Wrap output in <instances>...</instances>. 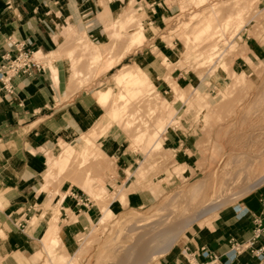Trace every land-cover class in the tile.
Returning a JSON list of instances; mask_svg holds the SVG:
<instances>
[{
  "label": "rangeland",
  "instance_id": "374dc122",
  "mask_svg": "<svg viewBox=\"0 0 264 264\" xmlns=\"http://www.w3.org/2000/svg\"><path fill=\"white\" fill-rule=\"evenodd\" d=\"M149 4L131 0L127 10L129 18L126 20L125 12L121 13L120 21L114 23L115 29L111 33L114 41L110 46L109 58L106 53L101 61H84L79 68L74 67L75 72L80 70L79 77L84 75L88 78L79 82V85L76 80L73 90L84 88L90 91L98 112L96 125L81 135L93 132V138L97 136V146L104 147L106 152L98 155L93 151L88 159L80 163L79 155L74 153L65 164L63 172L51 165V175L45 188L48 186L54 191L53 198L61 196L63 184L76 183V174L84 170V177L93 178V188L98 189L102 186L96 180L100 171L107 194L97 202L79 190L91 200L97 210V217L84 229L80 228L74 254L61 257L41 254L36 261L44 259L46 264H50L47 260L51 258V264H66L70 259L76 264H164L171 251L192 247L198 231L209 227L217 211L234 204L241 198H234V195L264 175V52L255 56L246 45L247 38L253 37L264 49V0H165L169 18L163 19L160 28L151 22L154 32L152 29L150 35L130 43L128 37L138 31V24L150 23L147 20L151 17L149 11L153 7L146 10ZM229 18L232 22L227 24ZM207 19L211 21L209 28H204L199 34L202 29L200 24ZM238 20L242 27L236 30L235 21ZM147 37L150 38L142 46L136 47ZM170 42L179 49V57L174 53L169 64L163 61L167 71L164 78L168 83V72L179 67L178 72L187 76V80L180 83L186 89V97L183 101L170 99L172 103H163L162 98L169 97L170 88L161 74L163 86L156 88L160 94L156 107H153L156 93L148 96L146 93L149 90L130 99L126 105L127 113L122 112L123 118H118L112 124L115 126L111 131L118 135V143L110 142L113 151H108V146L101 143L109 139L107 131L102 137L99 136L107 112L100 117L104 108L98 107L94 93L97 98L100 90L110 88L108 100L99 103L110 104V110L118 93L126 92L127 85L129 87L134 81L126 85L113 83L123 69L136 71L128 65L136 59V52L140 51L153 58L154 63H150L153 69L150 66L151 70H148V65H141L153 79L154 72L161 70L160 55L156 54L158 44ZM67 50H72L71 55L76 53L75 47ZM115 54L117 56L114 60ZM119 55H122L120 60ZM107 59L111 60L106 64L107 68L115 64L108 70L101 67ZM40 60L46 62L47 59L41 57ZM242 69L246 77L237 79L234 73ZM156 118L165 119L160 122L161 128L158 129L160 137L165 138V142H161L162 146L152 145L151 132L155 128ZM140 131L147 133L144 137H137ZM180 132L190 138V150L187 151V157L183 158L181 152L173 148L167 139L168 135L175 136ZM72 137L75 138V135ZM155 137L153 133L152 138ZM63 139L68 141L70 135L57 137L52 147ZM64 149L65 146L59 150L64 152ZM132 153L134 159L127 165L119 159L123 154L130 156ZM109 174L115 175L118 181H113ZM159 180L156 192H152L150 183ZM262 183L254 189L264 191ZM131 186L129 197L142 190H149L155 199L149 205L133 206L127 197L124 204L126 191ZM119 195L123 196V200L118 204L116 201ZM216 198L221 200V204L215 210L199 221H191ZM186 220L191 223L185 225ZM154 228L158 230L154 231ZM163 228L168 230L159 235L161 237H156ZM152 239L159 240L149 247L154 242ZM54 240L50 247L56 245ZM160 244L168 248L152 255L150 251L161 247ZM61 258L60 262H56V259Z\"/></svg>",
  "mask_w": 264,
  "mask_h": 264
},
{
  "label": "crops",
  "instance_id": "0c3cea01",
  "mask_svg": "<svg viewBox=\"0 0 264 264\" xmlns=\"http://www.w3.org/2000/svg\"><path fill=\"white\" fill-rule=\"evenodd\" d=\"M140 1L150 3L146 10L153 7L149 11L151 17L147 20L150 23L140 22L138 31L128 37L130 43L150 35L152 29L154 32L151 22L160 28L164 23L163 19L169 18L165 0ZM127 2L128 0H0V63L3 58L15 57L23 51L31 53V59L36 63L27 71L13 76L6 84L0 80V264H46L44 259L36 261L39 255H72L80 228L84 229L97 217V210L91 200L79 191L88 195L81 187L84 170L76 174V183L63 184V193L59 189L63 200L57 205V218L53 217L52 212L53 204L56 205L53 201L54 191L45 186L52 171L51 160L67 144V140L63 139L52 147L54 140L63 135L68 136L72 131L83 136L81 134L98 122V112L90 91L84 88L73 90L76 80L79 85V82L88 78L84 75L79 77L80 70L75 72L74 67L79 68L84 61H101L106 53L110 57L114 23L120 21L119 16L123 12L126 20L130 16L127 12L130 3L128 5ZM150 37L136 47L142 46ZM250 38L246 40L248 51L255 56L264 52L257 39ZM69 47H75L77 54L71 55L72 50H67ZM174 53L179 57V49L174 43L158 44L156 54L160 55L158 58L161 70L155 71L152 79L143 67L148 65V70L153 69L150 64L154 63L153 58L140 51L136 52V59L128 63L136 71L125 68L113 80V83L121 85L134 80L129 87L127 85L126 92L118 93L114 103L119 101L122 93L126 102L124 104L127 105L130 99L142 95L151 85L157 96H160L156 88L163 86L161 74L164 78L167 72L163 61L165 55L170 59ZM54 55L58 57L53 58ZM122 55L118 56L119 60ZM116 56L117 54L114 55V60ZM41 57L47 59L46 62L41 61ZM110 61L107 59L101 67L111 69L115 64L107 68L106 64ZM178 70L180 68L175 67L168 72L167 80L168 83L170 80L175 81L184 89L186 97V89L180 83H184L187 76ZM168 83L167 87L170 88ZM194 89L192 86V90ZM172 97L170 88L169 97L162 98L163 103H172ZM94 98L98 107L104 108L100 117L107 112L103 117L99 136L102 137L107 131L109 139H104L101 143L111 151V144L118 143V135L111 131L115 126L112 124L123 116L118 112L115 118L111 117L112 107L109 110L110 104H99L106 102L99 99V92L97 98L94 93ZM172 100L183 101L184 98L176 97ZM161 121L165 119L156 118L154 127L160 128ZM88 135L96 143L97 136L93 138V132ZM167 139L173 148L181 152L182 158L187 157L190 138L185 133L168 135ZM161 140L162 143L165 142L164 137ZM100 148L105 151L104 147ZM133 156V153L130 156L123 154L119 159L127 165L133 161ZM108 176L113 181H118L115 175ZM102 178L99 171L96 180L102 185L99 187L101 191L107 194ZM159 182L160 180L150 183L152 192H156ZM131 189L132 186L126 191L124 204ZM151 191L142 190L130 195V205H149L155 199ZM263 213L264 191H249L234 204L217 211L209 227L198 231L193 239V246L171 251L164 264H258L253 253L263 242L262 239L254 240L253 233L256 219H261L264 224ZM33 219L37 220L34 224ZM30 221L34 226H30ZM53 239H57L58 243L50 247ZM203 249L207 250V254H203ZM61 260L62 258L56 259V262ZM47 262L51 264V258ZM66 264L76 263L70 259Z\"/></svg>",
  "mask_w": 264,
  "mask_h": 264
},
{
  "label": "bare ground",
  "instance_id": "6f19581e",
  "mask_svg": "<svg viewBox=\"0 0 264 264\" xmlns=\"http://www.w3.org/2000/svg\"><path fill=\"white\" fill-rule=\"evenodd\" d=\"M201 2H204L205 0H200ZM129 3H130V0H128V2H127V4L129 5ZM213 10V15H215L214 14V9H212ZM214 19V18H213ZM227 21V24H229L230 22H232V20L229 18V19H227L226 20ZM210 23H211V21L210 20H203L202 21V23L200 24L201 26H202V29H200L199 30V34L203 31V29L204 28H209V26H210ZM237 24H239L238 26H237ZM235 25H236V30L237 29H240L241 27H242V24H240V20H238V21H235ZM233 36V35H232ZM226 40V39H225ZM164 62L166 63V64H169V62H170V60L167 58V55H165V58H164ZM226 67H227V64H224ZM170 66V65H169ZM170 70V69H169ZM234 75H235V77L237 78V79H243L244 77H246V75H245V73L244 72H239V73H234ZM169 85H170V88H171V93L173 94V97L171 98V100L172 99H174V98H176V97H182V98H184V94H185V91H184V89H182V88H180L177 84H176V82L175 81H173V80H170L169 81ZM150 88V89H149ZM149 88H147L145 91H144V93L145 92H147L148 90L150 91H148L146 94L149 96L151 93H156L155 92V90H154V88H153V86L151 85V86H149ZM109 91L110 90H107V91H100L99 92V99L101 100V101H107L108 100V97H109ZM263 93V92H262ZM145 94V95H146ZM145 95H143L144 97H145ZM262 95V94H261ZM264 95V94H263ZM121 97V98H120ZM157 97V98H156ZM259 97H261V96H259ZM262 98V97H261ZM157 99H158V96H157V94H156V96H155V99L153 100L154 101V103L155 104H153L154 106L153 107H156L155 105H156V102H157ZM124 100H125V97H124V95L121 93L120 95H119V103L118 102H115L114 104H113V106H112V110H111V117H113V118H115L116 117V115H117V113L118 112H125L126 110H127V108H126V105L124 104V103H126V102H124ZM152 101V100H151ZM256 101V100H255ZM129 104V103H128ZM152 107V108H153ZM122 113V114H123ZM161 128V127H160ZM160 128H158V129H160ZM158 129L157 128H154L152 131L153 132H151V139H152V141H153V144L152 145H157V144H159V145H161V142H162V140H161V137H160V133L158 132ZM149 131V130H148ZM141 132V131H140ZM139 132V134H136V136L137 137H144V135H146L145 133H147V131H142L141 133ZM153 133H155L156 134V137H155V139H153L152 137H153ZM69 134V133H68ZM70 139H68V141H67V144L65 145V149H64V152H60L58 155H56L52 160H51V163H52V166H55V167H57V169L60 171V172H63V170L66 168V163H68L69 162V160H70V157H71V155L72 154H77V155H79V157H80V159H79V163L82 161V162H84L85 161V159H88L89 157H90V155H92V152L93 151H95L94 153H97L98 155H103L104 153H105V151L102 149V148H100V147H98L97 146V144L94 142V140L87 134V135H83V136H80V135H77L74 131H72L70 134ZM73 135H75V138H73L72 136ZM135 136V137H136ZM136 137V138H137ZM74 156V155H73ZM76 158V157H75ZM237 162V161H236ZM242 169V168H241ZM59 172V173H60ZM95 181H94V179L93 178H91V177H89V176H86V178L84 177L83 178V181H82V183H81V187L88 193V195H89V197H90V199L91 200H95V201H99V199L101 198V197H103L104 195H106V193H103L102 191H101V189L100 188H98V189H94L93 188V183H94ZM250 182V181H249ZM262 182H264V175L263 176H261V177H259L257 180H254V181H252L251 183H249L246 187H245V189L242 191V192H239V193H237L236 195H234L233 197L235 198V197H242L243 195H245L246 193H248L249 191H251V190H253L255 187H257V186H260V185H262L263 183ZM196 185V184H195ZM199 185V184H198ZM194 187V186H193ZM197 187V189H199L198 188V186H196ZM200 187V186H199ZM195 188V187H194ZM194 188H192L193 190H194ZM196 190V189H195ZM192 193H194L193 191H192ZM198 194V193H197ZM193 196V195H192ZM215 198V197H214ZM218 198H220V197H218ZM218 198H216V199H214V200H211L208 204H207V206L205 207V208H203L198 214H197V216H196V218H194L193 220H191V221H196V220H198V219H200V218H202V217H204V216H206L207 214H209L211 211H213V210H215L217 207H218V205L219 204H221V200H219ZM118 200L116 201V202H118V204H119V202H121L122 201V196H118V198H117ZM62 200H63V197L62 196H58V197H54L53 198V201H54V203L56 204V205H54L53 204V206H52V208L55 206V208H54V214H53V217H57L58 215H59V209H58V207H57V205L59 204V203H61L62 202ZM96 202V203H97ZM52 203V202H51ZM110 205V204H109ZM49 208V207H48ZM108 209L109 210H111L109 207H108ZM47 211V210H46ZM42 213L44 214V211H42ZM194 215V214H193ZM44 216V215H43ZM39 217H41V215H39ZM38 218V217H37ZM143 219V218H142ZM32 220V219H31ZM35 221H37L36 219H33V224H34V222ZM137 221V220H136ZM191 221L190 220H186L185 221V225H189L190 223H191ZM31 222V221H30ZM143 222H144V220H143ZM30 224V223H29ZM31 224H32V222H31ZM30 225L31 227L32 226H34V225ZM36 225V224H35ZM140 225V224H139ZM185 225L183 226V227H185ZM154 231H156V230H158L157 228H154L153 229ZM152 230V231H153ZM168 229H165V228H163V230H161L160 232H159V234L156 236V237H161V236H159V235H161L162 233H164V232H166ZM149 231V230H148ZM164 235V234H163ZM169 237V236H168ZM147 238V237H146ZM151 238V235H149V239ZM164 238V237H163ZM162 238V239H163ZM170 238V237H169ZM144 239V238H143ZM147 240H148V238H147ZM146 240V241H147ZM152 240H154V239H152ZM159 240V239H158ZM158 240L156 239V240H154V242H152V243H150L149 244V247H152V245H154L156 242H158ZM164 240V239H163ZM161 241V240H160ZM143 242H145V241H143ZM53 243L54 244H57L58 242H57V239H55L54 241H53ZM165 244H166V242H165ZM148 245V244H147ZM161 245V247L159 246V248H157V249H155L154 251H150V252H152V255H157L159 252H162V251H165L166 250V248H168V246H165V247H163L162 246V244H160ZM164 245V244H163ZM161 254V253H160ZM149 258V257H148ZM149 260V259H148ZM150 262V261H149ZM145 263V262H144ZM147 264V263H146Z\"/></svg>",
  "mask_w": 264,
  "mask_h": 264
},
{
  "label": "built area",
  "instance_id": "2783aa9c",
  "mask_svg": "<svg viewBox=\"0 0 264 264\" xmlns=\"http://www.w3.org/2000/svg\"><path fill=\"white\" fill-rule=\"evenodd\" d=\"M31 65H36V63L31 59V53L28 51H23L15 57L3 58L0 63V80L3 84H6L13 76L27 71ZM253 239H262L263 243L255 248L253 255L258 261V264H264V224L261 219H256ZM202 252L203 254H207L206 249H203Z\"/></svg>",
  "mask_w": 264,
  "mask_h": 264
}]
</instances>
